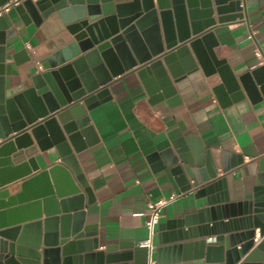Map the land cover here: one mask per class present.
<instances>
[{
  "label": "water",
  "instance_id": "95a60500",
  "mask_svg": "<svg viewBox=\"0 0 264 264\" xmlns=\"http://www.w3.org/2000/svg\"><path fill=\"white\" fill-rule=\"evenodd\" d=\"M9 1L0 0V121L4 124V131L0 130V188L39 168L34 157L14 164L18 152L33 145L26 127L39 118L70 108L73 119L63 121L64 129L75 152L83 150L81 136L92 135L84 107L90 110L110 99L109 86L118 75L136 72L148 92L161 98L173 92V81L200 66L206 75L217 71L222 75L224 84L215 92L223 105L230 103L227 92L235 101L241 97L239 81L227 60L217 57L219 41L213 31L217 23L243 16L241 0H215L216 6L213 0H201V4L198 0H156L157 6L155 0H18L9 9L14 8L24 20L29 16L38 22L59 11L76 33V40L44 58L40 62L44 71L33 76V86L7 100L5 51L14 34L2 7ZM4 32L8 39H4ZM252 78L264 91V65L240 76L248 91L256 86ZM12 132L16 134L10 137ZM173 146L177 154L167 149L161 166L170 170L182 192L194 193L198 210L180 221L181 227L188 228L178 231L173 244L155 249L154 260L153 248L138 247L133 263L123 264L189 259H195L196 264H264V239L254 247L256 228L264 236V157L253 198L231 202L227 172L238 163L223 160L224 174L220 175L212 152L196 137L179 138ZM62 162L25 179L17 194L0 191L3 264H106V260L113 264L111 257L95 251L89 240L97 235V226L86 223L84 196L87 193L91 198V190L75 154L62 157ZM35 188L40 196L29 199ZM43 215V220L30 223ZM225 218L228 220L223 222ZM192 225L199 226L190 228ZM207 236L208 240H192ZM71 243L75 248L69 252Z\"/></svg>",
  "mask_w": 264,
  "mask_h": 264
},
{
  "label": "crops",
  "instance_id": "0c3cea01",
  "mask_svg": "<svg viewBox=\"0 0 264 264\" xmlns=\"http://www.w3.org/2000/svg\"><path fill=\"white\" fill-rule=\"evenodd\" d=\"M198 1L201 4L202 1ZM241 1L243 16L225 24L217 23L213 29L219 41L215 48L217 57L227 60L239 81V99L235 101L227 92L230 103L223 105L215 92L217 86L224 84L222 75L218 71L206 75L200 66L173 81V92L161 98L148 92L136 72L118 75L109 86L110 99L90 110L84 107L90 118L92 135L91 138L81 136L83 150L75 152L64 129L63 121L73 119L70 108L50 118H39L26 127L33 145L19 151L14 161L18 164L34 157L39 168L0 191L8 189L9 196L17 194L25 179L64 164L62 157L74 153L91 190V198L85 193L83 210L86 223L96 224L97 235L89 240L94 250L104 251L113 264L133 263V252L138 247H146L142 243L149 237L146 221L150 202L178 194L163 207L152 247H147L153 248V260L157 247L173 244L172 239L178 231L187 230L188 226L181 227L180 221L197 212L194 193L182 192L170 170L161 166L167 159L163 155L167 149L177 154L173 142L179 138L196 137L212 152L220 175L224 174L223 160L228 164L238 163L227 172L230 201L252 199L261 172L260 160L264 157V91L255 78H252L256 85L254 90H246L239 78L264 65V0ZM213 2L216 6L215 0ZM155 4L157 6L156 0ZM6 13L13 24L14 37L5 51L4 92L7 100H12L33 86V76L44 71L39 68L40 62L76 40V33L64 22L59 11L38 22L29 16L24 20L14 8ZM215 18H218L217 13ZM3 37L8 39V34L4 32ZM24 99L34 110L29 97ZM0 130L4 131L2 121ZM14 134L16 132L9 136ZM154 154L161 155L154 158ZM38 196L40 190L35 188L28 198ZM161 224H164L163 229ZM196 226L199 225L190 228ZM255 236L254 247L264 239L259 227ZM209 237L192 240H208ZM74 248L71 243L69 252ZM194 260L168 264H196Z\"/></svg>",
  "mask_w": 264,
  "mask_h": 264
},
{
  "label": "built area",
  "instance_id": "2783aa9c",
  "mask_svg": "<svg viewBox=\"0 0 264 264\" xmlns=\"http://www.w3.org/2000/svg\"><path fill=\"white\" fill-rule=\"evenodd\" d=\"M18 0H12L7 2L5 5H3L2 9L7 11L11 7L12 4H17ZM243 6V4L241 3ZM39 68H42V65L39 64ZM178 197V194L174 193L170 195L169 197H162L159 198L156 201H152L148 204L149 208V218L146 221V226L148 228L149 237L147 240H145L142 245L146 247H152L153 244V238L156 234V226L160 223L161 217H162V209L165 205H167L172 200L176 199Z\"/></svg>",
  "mask_w": 264,
  "mask_h": 264
}]
</instances>
